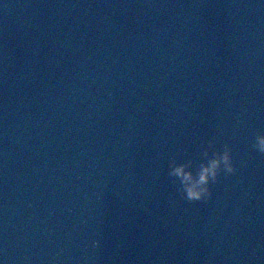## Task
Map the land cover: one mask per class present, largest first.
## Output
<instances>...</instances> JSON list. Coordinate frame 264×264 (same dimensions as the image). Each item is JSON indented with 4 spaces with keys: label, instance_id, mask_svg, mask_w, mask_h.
<instances>
[{
    "label": "water",
    "instance_id": "1",
    "mask_svg": "<svg viewBox=\"0 0 264 264\" xmlns=\"http://www.w3.org/2000/svg\"><path fill=\"white\" fill-rule=\"evenodd\" d=\"M257 134L264 0H0V264H264Z\"/></svg>",
    "mask_w": 264,
    "mask_h": 264
},
{
    "label": "clouds",
    "instance_id": "2",
    "mask_svg": "<svg viewBox=\"0 0 264 264\" xmlns=\"http://www.w3.org/2000/svg\"><path fill=\"white\" fill-rule=\"evenodd\" d=\"M215 140L209 141L208 147L203 151L204 159L201 160L195 170L193 161L177 162L173 159L169 165L168 175L172 183L179 185L183 199L188 202L207 201L212 198L211 185L218 182L221 173L234 174L237 171L232 156V148L225 145L224 150L213 151ZM252 147L264 155V134H257ZM97 246L99 241L96 242Z\"/></svg>",
    "mask_w": 264,
    "mask_h": 264
}]
</instances>
